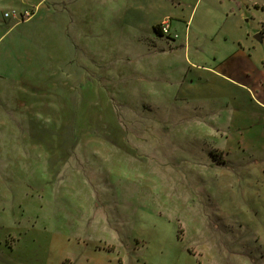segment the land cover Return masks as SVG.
<instances>
[{
  "label": "rangeland",
  "instance_id": "rangeland-1",
  "mask_svg": "<svg viewBox=\"0 0 264 264\" xmlns=\"http://www.w3.org/2000/svg\"><path fill=\"white\" fill-rule=\"evenodd\" d=\"M262 23L264 0H0V264H264V132L214 91L220 40L264 53Z\"/></svg>",
  "mask_w": 264,
  "mask_h": 264
},
{
  "label": "crops",
  "instance_id": "crops-1",
  "mask_svg": "<svg viewBox=\"0 0 264 264\" xmlns=\"http://www.w3.org/2000/svg\"><path fill=\"white\" fill-rule=\"evenodd\" d=\"M219 44L221 52L215 72L220 79V87L214 88V91L222 94L224 83L232 87L234 101L238 100V107L247 112L241 117L251 120L252 137L257 140L264 132V53L255 52L249 44L236 45L227 39L220 40ZM245 102H249V105H245Z\"/></svg>",
  "mask_w": 264,
  "mask_h": 264
},
{
  "label": "built area",
  "instance_id": "built-area-1",
  "mask_svg": "<svg viewBox=\"0 0 264 264\" xmlns=\"http://www.w3.org/2000/svg\"><path fill=\"white\" fill-rule=\"evenodd\" d=\"M4 16L6 18L10 17L9 14H5ZM12 17L13 18L17 17L15 11L12 12ZM27 17H28V15H27ZM160 30H161L162 35H164V36H168V37L172 36L170 33L169 25L166 24L165 22L161 23ZM174 37H176V35Z\"/></svg>",
  "mask_w": 264,
  "mask_h": 264
},
{
  "label": "trees",
  "instance_id": "trees-1",
  "mask_svg": "<svg viewBox=\"0 0 264 264\" xmlns=\"http://www.w3.org/2000/svg\"><path fill=\"white\" fill-rule=\"evenodd\" d=\"M153 30H154V32H155L156 34H158V35H162L161 30H160V25L154 26V27H153ZM261 33H262V34L264 33V23H262V25H261ZM163 36H164V35H163ZM167 37H168V36H167ZM168 38H170V37H168Z\"/></svg>",
  "mask_w": 264,
  "mask_h": 264
}]
</instances>
